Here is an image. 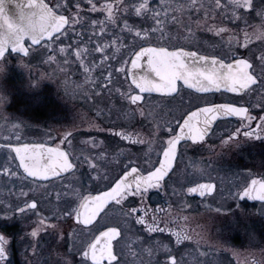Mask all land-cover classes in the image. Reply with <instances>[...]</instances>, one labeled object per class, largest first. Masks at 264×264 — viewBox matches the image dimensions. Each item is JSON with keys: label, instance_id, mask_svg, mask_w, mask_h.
I'll return each instance as SVG.
<instances>
[{"label": "flooded vegetation", "instance_id": "1", "mask_svg": "<svg viewBox=\"0 0 264 264\" xmlns=\"http://www.w3.org/2000/svg\"><path fill=\"white\" fill-rule=\"evenodd\" d=\"M41 1L52 13L65 16L69 22L50 39L36 45L26 40L27 56L9 51L0 59L10 60L5 71L8 78L0 83L1 89L8 91V98L0 102V236L4 238L0 246L6 256L0 264H10L13 257L8 255V248L12 238L17 242L19 231L35 230L38 215L49 217L48 222L58 225L62 232L75 229L87 233L96 229L91 241L100 232L116 227L120 231V237L114 241L118 260L124 247L119 241L128 230V242L156 243L146 247L150 262L140 264H260L264 260V202L229 197L245 182L264 179V136H244L246 129L242 128V122H248L244 116L218 115L203 140L182 139L176 146L172 169L161 181L162 187L149 189L143 199L129 196L119 205L111 200L89 225L77 223L75 213L64 215L79 207L83 197L109 191L132 167L145 177L154 171L163 159L167 141L181 134L184 119L198 109L220 104L245 108L246 115L255 117L253 129L259 125V118L264 117V92L258 90L198 92L181 81L178 92L171 96L143 94L144 99L138 105L145 116L139 115L138 105L121 96L130 87L132 94L138 93L129 72L142 71L146 57L140 62L141 69H132L131 65L134 53L142 46L182 47L185 51L216 56L226 63L232 62L235 53V58L249 59L254 67L258 65V57L264 52L260 41L252 40L247 48L234 45L230 49L227 44L228 37L234 35L242 45V29L252 31L243 20L232 19L228 0H220L218 8L215 0H197L195 7H187L191 0H168L173 6L185 7L170 9L166 14L160 0H149L150 10L139 16L134 6L142 0H92L97 11H90L88 0ZM109 3L113 6L115 23L108 21L107 13L100 10ZM262 5L264 0H254L252 10H240L249 25L261 23L256 9ZM152 9L160 11L156 17L161 21L159 25ZM73 19L79 23L73 24ZM94 20L105 21L104 33L100 32L99 24H92ZM125 21L131 32L124 27ZM212 26L231 31L216 36L207 31ZM156 27L161 31L152 32ZM136 31H147V36L137 37ZM190 32L195 39H184ZM97 43H107L109 47L96 52ZM48 44L51 47H46ZM61 47L65 48L63 53L59 51ZM49 55L54 61L48 60ZM105 56L108 58L103 59ZM25 59L41 72L48 70L52 79L25 82L18 73L9 76L10 66L15 72L17 65L21 67L20 60ZM121 67L124 71H118ZM109 73L110 82L106 79ZM202 120V116L194 119L197 129L202 127ZM237 128H241V134L229 139ZM120 133L141 138L144 143L133 144L122 139ZM224 140L228 143H222ZM25 145L58 148L76 167L47 180L28 177L19 167L15 152ZM85 157L96 165L95 169L89 168ZM12 172L17 175L12 176ZM198 183H213L216 191L209 196L187 191ZM22 192L27 196L21 195ZM33 200L38 204L36 210L23 214L14 211L17 206H24L25 201ZM130 207L143 211L125 215ZM5 212L8 215L2 216ZM137 216H144L148 224L153 223L155 216L158 226L165 228L167 224L168 230L149 232L146 225L136 223ZM45 231L55 232L51 228ZM173 232H183L190 239L177 244ZM83 259L89 262L88 258Z\"/></svg>", "mask_w": 264, "mask_h": 264}, {"label": "snow or ice", "instance_id": "2", "mask_svg": "<svg viewBox=\"0 0 264 264\" xmlns=\"http://www.w3.org/2000/svg\"><path fill=\"white\" fill-rule=\"evenodd\" d=\"M91 4L90 11H97L96 5L92 3V0H88ZM197 0H191V3L187 7H195ZM165 14L168 10H182L184 5H175L168 3V0H160ZM215 6L221 7L220 0H215ZM204 7V5H200ZM227 7L231 11V16L233 20H243L244 24L252 29L249 32L246 29L243 31V44L236 36L231 35L228 37L227 44L231 49L234 45L247 48L252 40H257L261 42L264 46V5L256 9V15L260 17L261 23L257 25H249L248 19L245 15L240 14V10H252L254 8V0H228ZM135 13L137 16L141 15L142 12L149 11V0H142L139 5L134 6ZM101 11L107 13V20L115 23L113 19V6L112 4H104L101 6ZM153 18L156 19L160 15V11L152 9ZM78 15V13H77ZM173 19H176L173 17ZM69 21L63 15H55L53 13V19L49 27V31L54 26L57 30L52 31L58 32L67 24ZM73 24L79 23V20L73 19ZM157 25L161 23L159 19H156ZM199 23V22H198ZM93 25H100V32L104 33L105 21H92ZM124 27L128 29L129 32L132 28L129 27L125 21ZM161 31L160 28L156 27L152 29V32ZM207 31L213 32L216 36H220L222 33L231 31L225 27H209ZM65 33H61L64 35ZM135 35L137 37H146L147 31L141 32L136 31ZM163 35V33H162ZM51 36V35H50ZM47 35L38 36L32 41L33 44L39 43L45 37H50ZM184 39L194 40V33H189ZM113 44L115 41L112 42ZM46 47H51L50 44ZM109 47V44L105 43L103 45L97 43L95 47L96 52H103ZM11 52L24 53L25 56L28 55L27 50L22 48H10ZM61 53L65 51V48L61 47L59 49ZM119 51V48H117ZM80 51H77V56H80ZM2 55V60L6 56V52ZM146 57V63L142 68L141 60ZM104 57L103 59H107ZM54 57L49 55L48 60L54 61ZM21 65L24 68H28L29 65L25 64L23 60ZM258 65L254 67L253 63L249 59L235 58V53H233V60L230 63H226L224 59L217 58L216 56H208L200 54L198 51H185L182 47L173 46L171 49L166 46H148L141 47L138 52L134 53V59L131 61L132 69H141L140 72H129L132 77V84L138 89L137 94H132L131 87L127 93H121V96L129 100L131 104L138 105V102L144 99L143 94L147 93L149 96L151 93H160L164 96H171L178 92V82H183L188 88H195L198 92H208L211 90L219 91L221 89L230 92H243L245 90L250 91H261L264 92V52L258 57ZM258 69V71H257ZM0 71H3L0 68ZM85 71H88L85 68ZM118 71H124L123 67L118 69ZM111 73H109L108 81L110 82ZM38 83V82H37ZM252 86H257V88H252ZM119 91V89H117ZM137 111L140 116H145V111L143 108L137 107ZM247 109L236 108L228 104H220L212 107H205L198 109L196 112H192L188 115L181 125V134L174 135L167 141V147L163 150V159L159 162V166L155 168L154 171H150L145 177L139 173L136 167H132L130 171H125L123 177L115 182V186L109 191L102 192L101 194L92 197H83L82 202L79 207L73 208L71 211L66 212L64 215L71 216L75 213V220L77 223H82L84 225H89L97 217V215L104 209L109 201L115 200L117 205L121 204L129 196H139L143 199L145 193L149 189L162 187L161 181L165 176L168 175L173 166V160L176 157V146L182 140L191 139L193 142L197 140H203L205 135L208 134L211 124L216 120L218 115H237L244 116L248 122H242V128L246 129L243 131L244 136H254L260 138L264 136V117H260V123L255 129H253L252 121L255 117L251 115H246ZM198 116H202V127L196 128L193 123L194 119ZM200 121H197L199 123ZM179 124V121L177 122ZM95 126V125H93ZM187 129V132L184 131ZM168 130L171 132L172 129L169 126ZM195 132V134H193ZM241 134V128H237L233 133L229 135V139L233 137H238ZM70 135V133L68 134ZM122 139L129 140L133 144L144 143L141 138L133 139L130 134L120 133ZM67 138V137H66ZM222 143L227 144L228 141L224 140ZM16 155L19 158V167L23 169L24 173L28 177H35L41 180H47L49 176H59L62 172H67L76 167L74 163L69 162L68 155L59 150L58 148L49 147L45 149L43 145H34L29 147L28 145L17 147L15 149ZM78 159V158H77ZM85 162L88 163L90 169H95L96 165L92 163L87 157H85ZM12 176H16V172L11 173ZM239 190L233 194L229 193V197L233 199L247 197L249 199L259 200L264 202V179H251L250 183L245 182L243 185L238 187ZM32 191H37V189H32ZM189 193H199L200 196H209L216 191V185L213 183H198L195 187H190L187 189ZM21 195L27 196V193L22 192ZM8 207H11L10 205ZM38 204L35 200L32 202L25 201L24 206H17L14 211H18L23 214L26 210H36ZM160 209H157L159 211ZM219 210V208L217 209ZM137 211H143V209H137L136 207H130L125 215L134 214ZM147 213H145L146 215ZM5 212L2 216H7ZM53 215H56L54 212ZM60 217L57 216V219ZM187 219V217H181ZM153 223L148 224L144 219V216H137L136 223L146 225V230L149 232L165 231L167 229V224L165 228H160L158 226L157 218L153 216ZM49 217L38 215L35 230L31 232L32 237H36L41 231H45L49 228L53 229L58 236H61L62 230L58 225L51 224L48 222ZM176 236L177 244L181 243L182 240L190 239L189 236L183 234V232H173ZM120 235V231L116 227H109L107 231L96 237L95 241L89 243L87 250H83L81 255L83 258H90L92 264H102V261L107 260L108 264H122L118 260L117 255L113 253L112 240ZM64 237V235H63ZM61 237V238H63ZM71 246L66 253L69 257L68 264H74L72 260V255L74 250L80 251L77 248L79 240V234L73 229L70 234ZM3 237L0 236V241H3ZM236 253H234L235 255ZM6 258L5 252L2 246H0V262ZM81 259L80 264H85V259ZM175 264V262H173Z\"/></svg>", "mask_w": 264, "mask_h": 264}, {"label": "rangeland", "instance_id": "3", "mask_svg": "<svg viewBox=\"0 0 264 264\" xmlns=\"http://www.w3.org/2000/svg\"><path fill=\"white\" fill-rule=\"evenodd\" d=\"M2 63L3 65H0V68L3 69V75L0 76V83H2V80L8 78L5 71L7 64L10 63V60H4ZM24 63L29 65V67L24 68L22 65L21 67L15 65V72L10 66L8 69L9 76H13L18 73L21 75V78L25 80V82L30 80L43 81L52 79V77L50 78L48 75V70H42L41 72L38 68H33L29 59H25ZM12 76L10 78H12ZM6 92L8 93L7 90H3L0 87V102H3L8 98V94ZM32 231H34V229L19 231L16 234L18 239L17 242L14 238H12L9 245L10 247L8 248V255L13 257V259H10L9 261L10 264H17L18 261L20 262H18V264H68L69 257L66 253L71 246V240L69 237L73 231L62 232L63 234H61V236H58L56 232L41 231L36 237H32ZM76 232L79 234V240L81 241V243H78L77 245V248L80 249V251L74 250L72 260L74 264H80L81 260L78 256L86 249L87 245L96 234V229L90 230L87 233L82 231ZM129 234V231L126 230L123 234V239L119 241V245L124 246L121 249L122 252L119 260L122 264H140L150 262L147 248L153 247L156 243L145 240L141 243L128 242ZM132 234L137 235L138 232H132ZM85 264L91 263L85 261Z\"/></svg>", "mask_w": 264, "mask_h": 264}, {"label": "water", "instance_id": "4", "mask_svg": "<svg viewBox=\"0 0 264 264\" xmlns=\"http://www.w3.org/2000/svg\"><path fill=\"white\" fill-rule=\"evenodd\" d=\"M0 4L5 5L0 6V37L6 32H13L15 33L16 40L15 43L11 44L6 40H0V54H3L4 52L8 53L11 51L10 48L19 49L24 47L27 50V46L25 45L26 40H29L30 43L33 44L32 41H34L35 37L43 35L52 36L55 33H52V31L57 30L53 26L51 31H49L53 19V13L41 0H0ZM51 36L45 37L43 40L50 39ZM1 58L2 55H0V59ZM192 89L196 90L195 88ZM104 231H107V229ZM102 232L96 237H99ZM96 237L91 243L95 241ZM119 237L120 235L111 242L114 254V241ZM88 259L92 264L91 259ZM102 264H108L107 260L102 261Z\"/></svg>", "mask_w": 264, "mask_h": 264}, {"label": "clouds", "instance_id": "5", "mask_svg": "<svg viewBox=\"0 0 264 264\" xmlns=\"http://www.w3.org/2000/svg\"><path fill=\"white\" fill-rule=\"evenodd\" d=\"M0 6H5L3 4H0ZM0 40H6L8 43H15V33L13 32H6L2 37H0ZM0 65H3L2 60H0ZM3 75V71H0V76ZM260 264H264V260L260 261Z\"/></svg>", "mask_w": 264, "mask_h": 264}]
</instances>
